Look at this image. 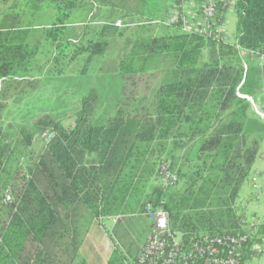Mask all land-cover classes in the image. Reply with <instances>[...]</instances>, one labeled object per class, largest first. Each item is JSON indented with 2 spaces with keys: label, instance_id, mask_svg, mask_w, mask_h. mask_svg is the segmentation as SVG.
Listing matches in <instances>:
<instances>
[{
  "label": "trees",
  "instance_id": "1",
  "mask_svg": "<svg viewBox=\"0 0 264 264\" xmlns=\"http://www.w3.org/2000/svg\"><path fill=\"white\" fill-rule=\"evenodd\" d=\"M172 1L16 0L0 14V80L9 86L15 77H29L42 68L31 67L43 47L40 37L31 43L25 35L45 6L55 11L43 33L54 48L53 62L60 63L72 44L61 37L70 17L88 4L93 6L90 19L95 11L109 9L113 21L101 24V31L113 29L114 35L124 36L128 49L116 76L113 112L101 118L97 110L102 95L90 88L74 124L46 114L20 126L11 137L2 128L6 105L0 100V264H70L79 243L71 239L78 223L71 212L78 205L88 209L91 218L144 212L148 204L162 206L170 213L172 228L187 237L243 231L242 204L238 210L233 204L260 156L264 122L256 114L248 116L249 103L237 91L240 87L243 94H254L255 70L245 75L240 49L217 42L213 32L200 38L161 23ZM230 6L235 8L237 45L263 52L264 0L220 1L217 24L226 21ZM198 39L211 48L208 60L194 48ZM173 50L180 60L165 69L151 114L148 94L138 97L141 75L159 70L156 62ZM46 132L53 137L35 153L34 137ZM188 146H197L201 157L196 170L180 189L161 184L168 155L172 162L166 166L176 171L180 182L181 167L172 151ZM23 157L29 163L28 176L20 166ZM7 189L12 190L11 202L4 200ZM120 225L114 233L129 253L116 245L108 264H134L139 251L135 255L134 242ZM248 245L245 261L250 259Z\"/></svg>",
  "mask_w": 264,
  "mask_h": 264
},
{
  "label": "rangeland",
  "instance_id": "2",
  "mask_svg": "<svg viewBox=\"0 0 264 264\" xmlns=\"http://www.w3.org/2000/svg\"><path fill=\"white\" fill-rule=\"evenodd\" d=\"M15 1H10L5 6L0 3V14L8 6L13 5ZM92 9L93 6L88 4L83 8L76 9L70 17L69 22L71 24L66 30L61 32V37L62 40L70 38L72 44L65 51L66 55L63 56V59L58 64L52 60L54 48L50 46L46 38H43L44 29L52 24L55 19V11L48 6L40 10L38 18L27 35L32 37L29 41L31 43L36 41L38 36L41 39L43 47L40 48L31 67L42 66V68L34 69L31 72L32 77L29 80L34 84L32 85L34 86V91L28 89L11 101L9 110L6 112L7 115L1 122L7 130L17 132L20 126L31 124L46 114H50L56 119L61 120L65 125L74 124L75 116L81 107L82 98L90 88H96L102 95L100 106L97 110V117L101 118L105 112H113L111 107L116 101L119 85L116 76L117 72H119L120 62L124 61L125 63L127 61L128 49L124 36L114 35L112 33L113 29L109 30L106 28L101 31L103 27L101 24L104 25L103 23H107V21H113L109 9L95 11L94 17L90 19ZM118 23H120V20L117 21ZM225 29L232 31L234 34L236 29V15L234 13H230ZM80 39L82 41H79ZM194 41L196 44L194 48L199 51V57L204 59V61L208 60L211 48L207 45V41L205 39ZM261 53H264V51ZM180 57L181 55L178 51L173 50L167 55L161 56L156 62L159 70L151 72L150 75H141L138 97L148 94V104L151 114L155 113L156 94L165 69L178 63ZM241 58L245 75L249 69L254 68L255 70L253 71V77L258 86L254 89V94L249 96L253 98L256 104L260 102L264 105V63L261 64V61L245 56H241ZM245 63L248 66L247 71H245ZM36 83L39 84L37 85ZM246 101L249 103L247 109L248 116L256 118L254 103L247 99ZM8 134L11 137L13 136V134ZM32 149L35 153L41 150L38 143H34ZM263 149L264 138L261 141L260 149V156L262 157L263 155L261 154H264ZM172 153L179 164L178 166L181 167L180 182L177 187V189H180L186 182L190 171L196 170V164L201 161V157L197 152V146H188L186 149L172 151ZM166 160L167 162L164 165L170 164L172 162L171 155H168ZM257 162L254 166V171L258 165ZM261 184L264 188V174L261 176ZM3 193L5 195V192ZM255 200L256 203L254 202ZM251 201L253 203H250ZM261 201L262 198L257 200L256 193H250L249 184L246 181L241 195L233 204V209L237 208L238 210L241 204L247 205L250 203L248 206L251 211L257 210L261 213L264 211V205L260 203ZM78 219H80L81 226L76 233L80 237L85 234L87 217L81 214ZM112 224V221L106 222L107 227L112 226ZM122 225L119 228H124L127 235L132 238L135 237L136 240L146 230L147 221L143 215L125 217ZM116 231L117 229L115 233ZM110 232L114 235V231ZM87 235L83 250L81 251L82 256L87 261H91L92 264H101L100 258H98L97 262H94L93 257H101L102 259L106 258V256L108 257L112 250V244H110L109 238L105 236V232L100 230L99 227L93 228ZM255 264H264V259L262 261L258 259Z\"/></svg>",
  "mask_w": 264,
  "mask_h": 264
},
{
  "label": "built area",
  "instance_id": "3",
  "mask_svg": "<svg viewBox=\"0 0 264 264\" xmlns=\"http://www.w3.org/2000/svg\"><path fill=\"white\" fill-rule=\"evenodd\" d=\"M220 1L223 0H174L169 4L166 18L160 22L204 38L213 32L217 42L236 45L243 56L259 60L263 64L264 53L237 45L235 35L232 31L225 29L230 13L235 14L233 6H230L226 12V21L223 24H217ZM247 70L248 66L245 63V71ZM237 94L254 103L256 115L264 122L263 103L256 104L252 97L241 93L240 87ZM52 137V132H46L37 134L34 140L40 139L47 145ZM28 165L27 159L23 157L20 166L24 175L27 176ZM162 170L159 177L161 184L177 188L179 177L176 171H172L166 165ZM261 176L262 170H255L247 179V183L250 190L257 194V200L262 198L260 203L264 205ZM12 196V190L7 189L4 200L11 202ZM254 202L256 203V200ZM249 204L242 205L240 209L241 215L245 216L241 219L243 231L224 235L203 234L200 237H187L182 231L173 229L169 211L162 206L148 204L143 214L148 218L150 228L134 264H255L258 259L264 257V211L261 213L256 210L251 211ZM259 238L260 240L257 241ZM246 244H249L247 248L250 253L249 261L244 259Z\"/></svg>",
  "mask_w": 264,
  "mask_h": 264
},
{
  "label": "crops",
  "instance_id": "4",
  "mask_svg": "<svg viewBox=\"0 0 264 264\" xmlns=\"http://www.w3.org/2000/svg\"><path fill=\"white\" fill-rule=\"evenodd\" d=\"M28 37H26V35H25V39L30 41V39L32 37L31 36H28ZM31 77H32L31 74H30L29 77L27 76V77H24V78L15 77L14 78L15 80H13V82L10 83L11 86H9L7 82H4L5 80H0V95H2L1 96L2 98L0 100H2V102L6 105V107L3 109L2 114H1V119L2 120L6 117V115H7L6 112L9 110L11 101L15 97L19 96V94H22V93L26 92L28 89L34 91L33 90L34 86H32L34 84H33L32 81H30ZM35 78H37V77H35ZM36 84L38 85L39 83H36ZM2 128H3L4 134H6V132L10 133V134H13V135L16 134L15 131L7 130V128L5 126H3V125H2ZM13 132H15V133H13ZM34 143H38L40 145L41 150H43L47 146L40 139H36V140L33 139L32 148H33ZM261 155H263V157L260 156L258 158V162H257L258 165L256 167V170H262V174H264V154H261ZM249 191H250V193L252 192L250 190V188H249ZM72 210L73 211L71 213L73 215L77 216L78 223H77V225H73V227H72L73 228V232L72 233H74V234L71 235V239L76 237V239L79 241V243L76 244V257L74 258V260L70 264H92L91 261H87V259L82 256L81 251L83 250V246H84L86 238L88 236L87 233L89 234V232L93 228L99 227L100 230L105 232V236H107L109 238L108 240L111 242L110 244H112V247H111L112 250H111V253H110V255L108 257L106 256V258H103V259L101 257H93L94 262H97L98 258H100L101 259V264H108L109 259L113 255L114 250L116 249V245L121 250H123L125 253H127V254L129 253V251L127 252V251L124 250L126 248H123L119 244V239L117 238L115 233H114V235H112L111 232H110V231H114L115 230L116 225L118 224V222H122L123 223V219L125 217H127V218L128 217H132V216L133 217H137L138 215H143L146 218V221H147V228L143 232V234L139 238H137L136 240H135V237L134 238L131 237L132 241L134 242V246H135V255L137 254V252L139 251L140 247L145 242V240L147 238V235H148V232H149L150 223H149V220L146 217V215L143 214V212H134V213L116 214V215H102V216L97 217V218H91L88 209H85L81 205H78L77 207H74ZM81 214H84L87 217V220H86V223H85V227L86 228H85V231H84L85 234H83V236L78 237L76 232L79 231L80 226H81L80 225V219H78V217ZM107 221H112V223H113L112 226L107 227L106 226V222ZM125 227H127V226H125ZM263 259H264V257L261 258L259 261H262Z\"/></svg>",
  "mask_w": 264,
  "mask_h": 264
}]
</instances>
